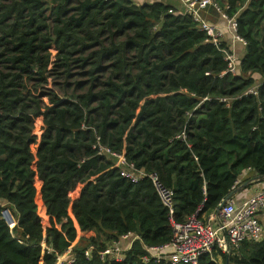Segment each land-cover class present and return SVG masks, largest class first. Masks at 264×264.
<instances>
[{
    "label": "trees",
    "instance_id": "trees-1",
    "mask_svg": "<svg viewBox=\"0 0 264 264\" xmlns=\"http://www.w3.org/2000/svg\"><path fill=\"white\" fill-rule=\"evenodd\" d=\"M217 1L246 42L237 73L166 1L0 0V264H144L138 242L121 262L84 248L128 231L171 239L149 180L122 177L96 134L159 174L180 222L217 208L243 171L264 180V0ZM227 259L264 264V239L197 264Z\"/></svg>",
    "mask_w": 264,
    "mask_h": 264
},
{
    "label": "built area",
    "instance_id": "built-area-1",
    "mask_svg": "<svg viewBox=\"0 0 264 264\" xmlns=\"http://www.w3.org/2000/svg\"><path fill=\"white\" fill-rule=\"evenodd\" d=\"M177 1L181 7L174 11L178 15L191 16L197 23L198 30L206 35V41L220 48L224 53L227 63L226 70L237 73L239 62L234 46L236 43L245 45L246 42L237 32L236 15L229 16L226 11L228 6H220L217 0ZM209 8H212L225 21L224 31L219 25L205 17V12ZM224 42L226 44L222 46ZM258 87L257 83L247 88L243 94L257 95ZM209 99V97H204L202 101ZM218 100L230 106L232 97L221 96ZM92 149L97 154L111 157L115 161L119 174L129 181L140 183L145 179L149 180L162 206L166 209L172 236L169 241L163 244L149 245L142 241L139 234L128 231L111 240L103 249H97L93 245L86 246L84 255L88 258L95 254L102 262H121L125 260L127 252L134 243L138 242L142 250L141 261L144 264L150 262L197 264L199 258L204 254L212 256L214 251L219 250L229 255L232 251H238L240 245L245 241L262 239L264 235V188L256 191L239 204L228 200L220 209L215 208L204 218L198 216L199 210H197L186 221L180 222L174 219V190L164 184L157 172L138 169L125 154L105 144L98 134L95 136ZM241 180L242 174L235 181L233 188L237 187ZM75 260L74 252H66L57 256L55 264H71Z\"/></svg>",
    "mask_w": 264,
    "mask_h": 264
},
{
    "label": "crops",
    "instance_id": "crops-1",
    "mask_svg": "<svg viewBox=\"0 0 264 264\" xmlns=\"http://www.w3.org/2000/svg\"><path fill=\"white\" fill-rule=\"evenodd\" d=\"M165 1L171 3L177 9L181 7V5L179 4L177 0H165ZM205 17L211 22L219 25L224 31L225 21L219 17V14H217L216 12H214L213 10L209 8L205 12ZM234 48L240 57L243 56L245 45L241 43H236ZM259 81L260 79L258 80V82ZM242 181L243 182L241 184L246 183V182L247 183L232 197L231 201H233L235 204L241 203L242 201H244L246 198L251 196L256 191L264 188V180H259V178L256 177L251 170H245L242 172ZM263 239H264V235L261 240Z\"/></svg>",
    "mask_w": 264,
    "mask_h": 264
},
{
    "label": "water",
    "instance_id": "water-1",
    "mask_svg": "<svg viewBox=\"0 0 264 264\" xmlns=\"http://www.w3.org/2000/svg\"><path fill=\"white\" fill-rule=\"evenodd\" d=\"M247 183V182H246ZM246 183H243L235 188H233L218 204L217 209H220L228 200H231L232 197L242 188L246 185ZM227 264H230L227 259Z\"/></svg>",
    "mask_w": 264,
    "mask_h": 264
},
{
    "label": "rangeland",
    "instance_id": "rangeland-1",
    "mask_svg": "<svg viewBox=\"0 0 264 264\" xmlns=\"http://www.w3.org/2000/svg\"><path fill=\"white\" fill-rule=\"evenodd\" d=\"M222 263V262H221Z\"/></svg>",
    "mask_w": 264,
    "mask_h": 264
}]
</instances>
